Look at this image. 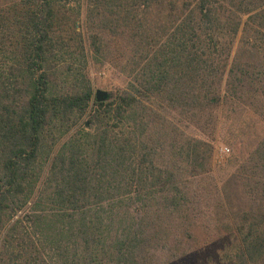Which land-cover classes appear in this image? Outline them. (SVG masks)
I'll use <instances>...</instances> for the list:
<instances>
[{
    "label": "trees",
    "instance_id": "obj_1",
    "mask_svg": "<svg viewBox=\"0 0 264 264\" xmlns=\"http://www.w3.org/2000/svg\"><path fill=\"white\" fill-rule=\"evenodd\" d=\"M224 109L264 121V0H0V264H264V134L221 184L179 119Z\"/></svg>",
    "mask_w": 264,
    "mask_h": 264
},
{
    "label": "rangeland",
    "instance_id": "obj_2",
    "mask_svg": "<svg viewBox=\"0 0 264 264\" xmlns=\"http://www.w3.org/2000/svg\"><path fill=\"white\" fill-rule=\"evenodd\" d=\"M133 72L131 69L123 71V69L113 68L102 59L93 62L90 67V75L95 94L97 89H102L113 95L118 87H124L129 81L134 80ZM179 119H183L182 123L186 124V127L188 125L187 129L191 133L205 130L204 132L213 139V169L221 184L225 183L232 174L238 172L242 162L253 152L260 137L264 134V121H259L258 117L247 115L244 112L237 113L224 109L223 112L214 113L208 117L206 125L200 130L196 124H190L182 116ZM225 148H229V150H225ZM245 190L248 188L239 187L228 191L234 205L242 204Z\"/></svg>",
    "mask_w": 264,
    "mask_h": 264
},
{
    "label": "water",
    "instance_id": "obj_3",
    "mask_svg": "<svg viewBox=\"0 0 264 264\" xmlns=\"http://www.w3.org/2000/svg\"><path fill=\"white\" fill-rule=\"evenodd\" d=\"M110 96H111V93L106 90H102V89L96 90V98L98 101H105L109 99Z\"/></svg>",
    "mask_w": 264,
    "mask_h": 264
},
{
    "label": "built area",
    "instance_id": "obj_4",
    "mask_svg": "<svg viewBox=\"0 0 264 264\" xmlns=\"http://www.w3.org/2000/svg\"><path fill=\"white\" fill-rule=\"evenodd\" d=\"M225 150H229V148H225Z\"/></svg>",
    "mask_w": 264,
    "mask_h": 264
}]
</instances>
